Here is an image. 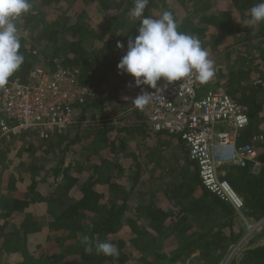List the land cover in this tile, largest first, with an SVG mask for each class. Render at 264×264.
Returning <instances> with one entry per match:
<instances>
[{"label": "trees", "instance_id": "trees-1", "mask_svg": "<svg viewBox=\"0 0 264 264\" xmlns=\"http://www.w3.org/2000/svg\"><path fill=\"white\" fill-rule=\"evenodd\" d=\"M258 2L149 0L144 10L152 18L172 12L178 30L208 51L216 71L208 83L198 82L199 96L218 90L246 108L249 124L237 143L253 145L257 161L221 170L250 223L264 218V23L251 24L249 13ZM30 3L17 21L24 63L9 82L24 81L36 65L54 70L57 61L93 94L74 106L73 123L60 133L0 139V264H182L196 254L202 264H220L244 235L237 213L202 187L179 138L147 129L132 101L134 78L117 71L138 34L139 21L129 15L134 0ZM114 110L122 113L116 121ZM170 146L171 164L162 157ZM140 151L149 156L144 166ZM28 213L62 226L56 242L33 220L13 229ZM99 241L115 244L119 256L99 254ZM233 264H264V244L247 247Z\"/></svg>", "mask_w": 264, "mask_h": 264}, {"label": "built area", "instance_id": "built-area-1", "mask_svg": "<svg viewBox=\"0 0 264 264\" xmlns=\"http://www.w3.org/2000/svg\"><path fill=\"white\" fill-rule=\"evenodd\" d=\"M55 64L54 70L36 65L24 81L13 80L0 89V139L22 132H37L40 138H47L73 123L77 115L74 106L91 97L93 90L78 83L76 72L57 61ZM197 87L194 77L171 85L161 80L157 89L142 85L137 95L146 90L152 94L150 102L142 110L134 108L150 132L179 138L202 187L230 205L244 224L249 223L241 214V198L221 170L225 165L257 161L253 145L237 143L238 133L249 124L246 108L218 90L201 97ZM253 141L261 142L263 137Z\"/></svg>", "mask_w": 264, "mask_h": 264}, {"label": "clouds", "instance_id": "clouds-1", "mask_svg": "<svg viewBox=\"0 0 264 264\" xmlns=\"http://www.w3.org/2000/svg\"><path fill=\"white\" fill-rule=\"evenodd\" d=\"M149 0H134L130 17L139 21L137 35L130 38L126 52L117 63V71L133 77L136 87L147 85L157 89V82L166 85L183 82L194 77L200 84L208 83L215 76L214 61L202 47L200 39L178 30V21L170 11H163L159 18L144 16ZM30 0H0V89L4 88L24 63L17 21L32 9ZM250 23H264V0H259L250 9ZM117 49L125 44L118 41ZM152 94L142 89L132 101L142 110ZM82 240L87 243L85 235ZM96 251L105 257L119 256L117 246L110 241H99ZM243 252V251H242Z\"/></svg>", "mask_w": 264, "mask_h": 264}, {"label": "rangeland", "instance_id": "rangeland-1", "mask_svg": "<svg viewBox=\"0 0 264 264\" xmlns=\"http://www.w3.org/2000/svg\"><path fill=\"white\" fill-rule=\"evenodd\" d=\"M103 48V47H102ZM113 104H110L108 108H110L109 110H113L112 109ZM117 111V112H116ZM114 110L112 112V118L114 121H116V119L118 118L117 116H120L122 113L119 110ZM20 140H22V138H20ZM175 148L170 146V148L166 149L165 151H163V156H165V158L169 161V163H173V155L176 154V152L174 151ZM14 167V166H13ZM19 171L22 170L23 168H17ZM150 182L145 181V185L148 186ZM239 218V217H238ZM37 223L38 227L40 228V230L42 231V234L44 233V235H48V237L52 240L56 242V240L59 237V232L61 231L60 228L62 227L61 225H56L52 222H50L49 220H47V218L45 217H40L34 214H25L23 216V218L21 219V225H19V223H14L13 224V229L19 230V231H23L24 229H27L31 226L33 221ZM238 220V219H237ZM240 220V221H239ZM238 222L240 224V226H242L244 228V235L242 236V238L240 239V241L238 242V244L240 243V245L238 246V244L233 245L232 247L229 248L228 252L226 253L224 259L221 261L220 264H233L235 260H237L240 256H241V251H243L245 248L247 247H251L254 246L256 244L259 243H264V232L262 231V228L264 227V219L255 222V223H243V221L241 220V218H239ZM22 224H24L22 226ZM12 228V227H11ZM262 232V233H261ZM260 235V236H259ZM57 248H59V246H57ZM70 249H62L61 254H66L70 257L69 255ZM197 254L190 257L188 260H186L184 263L182 264H202V262L200 260H197ZM17 256H13V258H11L10 262H14L15 258ZM71 258V257H70ZM71 260H73V258H71ZM52 263V259L51 262ZM127 264H139L136 261H132L129 262Z\"/></svg>", "mask_w": 264, "mask_h": 264}, {"label": "crops", "instance_id": "crops-1", "mask_svg": "<svg viewBox=\"0 0 264 264\" xmlns=\"http://www.w3.org/2000/svg\"><path fill=\"white\" fill-rule=\"evenodd\" d=\"M162 137H164V138H168L169 136H162ZM141 152V158H139V157H137L136 159H138V163H140V164H143V166L144 165H146V164H148V161H149V156H147V155H145V154H143V152L142 151H140ZM144 152H145V150H144ZM135 156H136V154H135ZM143 157V158H142ZM163 158H165L164 156H162ZM166 159V158H165ZM168 161V160H167ZM171 164V163H170ZM173 166H176L175 164H172ZM177 167V166H176ZM167 170V169H166ZM238 220H239V218H238ZM240 221V220H239ZM241 224V223H240Z\"/></svg>", "mask_w": 264, "mask_h": 264}, {"label": "water", "instance_id": "water-1", "mask_svg": "<svg viewBox=\"0 0 264 264\" xmlns=\"http://www.w3.org/2000/svg\"><path fill=\"white\" fill-rule=\"evenodd\" d=\"M260 245H263L264 243H259ZM259 244H256V245H254L253 247H255V246H257V245H259ZM252 247V246H251ZM246 249V248H245Z\"/></svg>", "mask_w": 264, "mask_h": 264}]
</instances>
